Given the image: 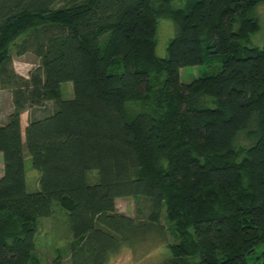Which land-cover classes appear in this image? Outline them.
Returning <instances> with one entry per match:
<instances>
[{
    "label": "trees",
    "instance_id": "obj_1",
    "mask_svg": "<svg viewBox=\"0 0 264 264\" xmlns=\"http://www.w3.org/2000/svg\"><path fill=\"white\" fill-rule=\"evenodd\" d=\"M259 3L0 0V90L12 103L0 124V264L30 262L36 221L53 204L91 264L158 226L161 213L173 241L160 264H264V43L248 44ZM160 17L173 24L163 57L154 54ZM30 49L38 64L23 77L12 56ZM211 55L217 73L179 82L180 67ZM46 101L55 108L35 115ZM126 101L141 106L128 120ZM24 152L39 173L34 191ZM136 196L149 199L140 224L114 206Z\"/></svg>",
    "mask_w": 264,
    "mask_h": 264
},
{
    "label": "rangeland",
    "instance_id": "obj_2",
    "mask_svg": "<svg viewBox=\"0 0 264 264\" xmlns=\"http://www.w3.org/2000/svg\"><path fill=\"white\" fill-rule=\"evenodd\" d=\"M182 0H171L173 5H180ZM253 13V11H252ZM258 29L249 35L248 44L260 46L264 43V3H259L254 9ZM173 35L171 20L160 17L156 20L154 54L158 57L165 55V47ZM41 38V37H39ZM28 43L33 47V37L29 36ZM38 64V59L32 49L20 55L12 56L14 71L27 76L30 68ZM220 56L211 55L205 58L199 65H187L179 68L178 80L187 83L199 76L212 75L220 70ZM157 85V84H155ZM59 93L62 98H70L72 95L71 84L63 82L59 84ZM55 108L52 101L44 102L35 115L47 114ZM12 109L11 94L8 89L0 90V124L6 120L7 114ZM141 106L135 101L124 102V116L128 120ZM26 111L19 114L20 130L22 132L26 123ZM241 144L248 141L241 135L238 136ZM24 177L28 191L37 190L39 173L30 165L29 156L24 152ZM2 172V160L0 155V175ZM88 182L96 180L94 172L86 174ZM115 210L123 215L132 217L137 224L146 221L149 212V199L143 196L118 197L114 200ZM168 224L163 213L160 214L158 226L151 227L143 235L135 237L128 244H119L108 254L102 264H160L166 257L167 244L173 241L169 233ZM34 248L28 264H91L87 246L76 242L71 235L66 212L57 204L52 205V210L47 217L36 221V233L34 235Z\"/></svg>",
    "mask_w": 264,
    "mask_h": 264
}]
</instances>
